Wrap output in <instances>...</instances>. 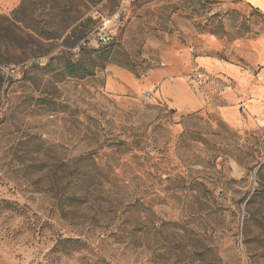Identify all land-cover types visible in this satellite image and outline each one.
<instances>
[{"label":"rangeland","instance_id":"obj_1","mask_svg":"<svg viewBox=\"0 0 264 264\" xmlns=\"http://www.w3.org/2000/svg\"><path fill=\"white\" fill-rule=\"evenodd\" d=\"M118 1L55 0L79 19L46 40L4 28L22 0H0V264H264V203L247 206L264 189V12L137 0L113 44L72 57ZM183 80L197 109L167 93Z\"/></svg>","mask_w":264,"mask_h":264},{"label":"trees","instance_id":"obj_2","mask_svg":"<svg viewBox=\"0 0 264 264\" xmlns=\"http://www.w3.org/2000/svg\"><path fill=\"white\" fill-rule=\"evenodd\" d=\"M43 3L49 4V7L47 10L49 14H52V16L49 21H47L43 26L39 27V23H37L34 13L36 10L39 9L38 6H40V9L46 8V6ZM68 10L69 8L67 7L66 4L61 7L60 5L56 4L55 0H22V2L16 8H14L10 12L9 15L3 16L2 18H5L6 20H8L7 26L4 27L6 29H9L11 26H16V27L17 25L20 26V24H22L24 28H27L33 24V26H31V30L34 31V34L36 37L38 36L41 39L43 38L46 40H51V39H57V37H60L62 36V34L68 32L71 29L73 23L79 19V17H76V15H69V13H67ZM9 20L11 21L9 22ZM89 31L90 30H88V32ZM88 32L82 37H80L77 40V42H79L83 37H85L88 34ZM76 43L73 46H75ZM109 45L110 44L100 46V47H94V46H88L87 48L85 47L81 51L79 57L85 51H88V49L98 50V49L104 48L105 46H109ZM70 53H71L70 55L73 57L71 51ZM67 63H68V71L70 75H74V74L78 75L81 71L85 70L84 65L79 60L72 61V59L68 58ZM2 65L3 64L0 65V86H2L4 79H5V77L3 76ZM256 202H259L262 204L264 203V189L256 190V192L248 200L247 206L248 204L250 205ZM60 244L70 248L69 251H72V250L77 251L80 248H82V246L84 245V242L80 238L79 239L63 238V240H61V242H59L57 245L59 246Z\"/></svg>","mask_w":264,"mask_h":264},{"label":"built area","instance_id":"obj_3","mask_svg":"<svg viewBox=\"0 0 264 264\" xmlns=\"http://www.w3.org/2000/svg\"><path fill=\"white\" fill-rule=\"evenodd\" d=\"M137 0H119L117 9L112 14H97L95 19L97 25L88 32L73 48L70 49L72 55L79 57L81 51L88 46L100 47L114 43L120 26L122 25L128 9ZM200 83H204L207 79L205 75H198ZM149 96V95H148Z\"/></svg>","mask_w":264,"mask_h":264},{"label":"crops","instance_id":"obj_4","mask_svg":"<svg viewBox=\"0 0 264 264\" xmlns=\"http://www.w3.org/2000/svg\"><path fill=\"white\" fill-rule=\"evenodd\" d=\"M226 1V0H225ZM244 2L250 7H254L262 12H264V0H239ZM167 93L170 96L172 102L180 107H184L187 110L197 109L200 105L203 104L204 98L200 95H196L192 89H190L185 81H175L170 85L167 84ZM230 110L222 109V113L229 117H232V120H236V116H234ZM262 117V116H261ZM260 117V118H261ZM259 118V119H260Z\"/></svg>","mask_w":264,"mask_h":264},{"label":"bare ground","instance_id":"obj_5","mask_svg":"<svg viewBox=\"0 0 264 264\" xmlns=\"http://www.w3.org/2000/svg\"><path fill=\"white\" fill-rule=\"evenodd\" d=\"M262 121L264 122V119H262Z\"/></svg>","mask_w":264,"mask_h":264}]
</instances>
